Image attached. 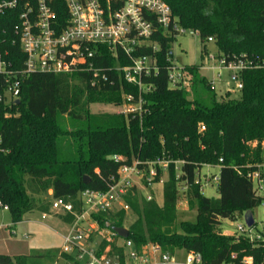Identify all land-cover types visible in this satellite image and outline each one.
<instances>
[{"label": "trees", "instance_id": "trees-1", "mask_svg": "<svg viewBox=\"0 0 264 264\" xmlns=\"http://www.w3.org/2000/svg\"><path fill=\"white\" fill-rule=\"evenodd\" d=\"M162 1L177 25L199 32L204 50L211 38L217 57L230 60L236 56L252 62L254 67L240 74L239 97L231 98L226 92L217 98L210 82L193 65L184 67L188 84L172 87L168 68L176 32L172 25L164 29L153 14L146 13L153 32L135 46L132 58L153 59L156 71L141 75L142 86L150 90L140 92V115L88 111L92 103L120 104L123 93H139L137 86L115 71L116 65H130L132 59L121 53L115 59L106 46L93 48L92 70L31 73L21 79L18 104L0 103V204L7 207L13 224L36 207L47 211L50 201L36 205L32 195L45 194L48 189L52 198H64L79 209L80 191H106L119 167L130 164L132 158L169 160L161 204L154 198H139L133 189V194L128 192L123 198L128 211L117 207L92 214L97 228L112 233L110 241L101 239L97 254L108 247V255L123 264L125 247L116 244L122 239L131 241L138 252L153 245L170 256L177 250L198 253L202 264H244L245 257H251V264H264V242H252L242 234L227 236L215 229L222 219L233 221L246 210L264 205V196L256 194L248 177L257 163H264L259 151L264 143V0ZM52 10L59 27L65 25L68 12L63 0H55ZM14 24L1 20L0 32L6 31L10 38ZM4 47L11 50L13 69H20L23 57L17 45L5 42ZM64 149L71 151L63 153ZM114 155L125 159L116 162ZM175 161L183 163L177 167ZM213 164L220 166L217 198L205 197L196 179L201 166ZM162 174L157 167L155 183ZM261 174L264 178V167ZM83 176L89 178L86 184ZM180 192L189 209L196 207L197 215L195 221H182L178 231ZM127 212L135 219L127 225L128 236L120 238L107 224L123 227ZM63 219L70 222L72 216L66 214ZM27 257L15 260L0 254V264H24Z\"/></svg>", "mask_w": 264, "mask_h": 264}, {"label": "built area", "instance_id": "built-area-1", "mask_svg": "<svg viewBox=\"0 0 264 264\" xmlns=\"http://www.w3.org/2000/svg\"><path fill=\"white\" fill-rule=\"evenodd\" d=\"M63 2L68 12V19L65 25L59 27L52 10L55 0H0V21H15L10 38L7 37L6 31L0 32V103L10 105L18 101L21 79L31 73L64 74L92 70V60L95 57L93 48L106 46L115 59L119 53L132 59L130 65H116L115 71L119 76H123L127 83L137 86L139 90L137 96L132 93L123 94V113L140 115L143 104L140 92L150 90L149 86H142L141 75L143 73L149 75L152 71H156L154 64L148 63L151 58L145 56L132 58L135 46L142 44L153 32V24L146 19L145 14H153L156 22L164 29L172 25L176 36L188 33L199 37L197 30L177 25L171 17L169 6L162 0H63ZM208 41L212 42V39L208 38ZM5 42L11 46L17 45L19 48V54L23 57L20 69H13L11 50L4 47ZM208 57L217 60L220 65L217 77L222 78L221 70H225L228 72L229 80L235 81L234 87L238 91L242 89L241 72L254 67L251 61L236 56L230 60L212 54ZM85 64L87 66L84 68ZM168 81L172 87L178 84L187 85L188 76L185 69L178 68L171 62L168 68ZM213 83L214 81L210 82L212 87ZM203 129L202 126L200 130ZM113 159L117 162L125 158L114 155ZM219 161L221 162L222 159ZM169 162L160 158L144 162L132 158L130 164L124 163L119 167L116 178L112 179L106 191L90 189L80 191L77 195L79 209H75L74 204L64 198H51V210L57 214L72 216L68 223L69 233L64 237L60 253L69 257L75 253L77 260L87 255L89 257L87 264H120L116 257H110L108 253L98 255L97 249L90 248L88 242L94 234L110 241V238H105L102 233L97 232L98 228L91 216L93 213L109 211L117 207L128 211L129 206L124 202V196L128 192L133 194L132 190L136 189L138 182L144 186V189H151L155 184L157 167L165 172ZM182 163V161L174 162L175 165ZM262 167L264 165L248 173V177L253 183L256 194L264 196ZM162 181L161 177L159 183ZM144 197L147 200L153 198L150 193H146ZM2 207L7 210L6 206ZM236 229L238 234L247 236L252 242H264V228L261 231H254V225L248 228L242 223L238 224ZM109 233L112 235L111 232ZM80 241H86L87 248L81 247ZM123 246L131 248L129 258L137 261L138 264H150L148 252L161 253L153 245L143 247L141 252H138L128 240L123 241ZM168 263L170 256L161 253L159 264ZM243 263L251 264V257H245ZM184 264H202L200 254L187 253Z\"/></svg>", "mask_w": 264, "mask_h": 264}, {"label": "rangeland", "instance_id": "rangeland-1", "mask_svg": "<svg viewBox=\"0 0 264 264\" xmlns=\"http://www.w3.org/2000/svg\"><path fill=\"white\" fill-rule=\"evenodd\" d=\"M172 64L178 68L185 66H197L199 72L209 82H213L214 91L217 98L224 97L226 92L231 98L239 97V91L235 89V81L229 80L228 72L221 70L222 78L217 77V70L220 65L217 60H211L208 55H216L217 47L213 42H205V50L197 35H189L188 33L178 34L171 44ZM149 65L154 64V60H149ZM124 94V93H123ZM121 96V99L123 97ZM90 114H124V103H92L88 106ZM65 126L71 130L69 119L64 117ZM256 143H252L251 147L256 148ZM63 148H67L66 144ZM70 148V147H69ZM63 153H70L71 150H61ZM260 156L264 155V143L261 144ZM71 155V154H70ZM121 156V155H119ZM258 166H263L264 163H257ZM179 167V164L176 165ZM252 165H246L251 167ZM219 165H203L197 171L196 179L201 185V193L205 197L217 198V180L219 176ZM166 171L162 174V180L166 179ZM138 180H136L137 183ZM181 187H184L183 185ZM135 193L143 197L146 193H150L158 204L162 203V182L155 183L151 189H144V186L138 182L135 187ZM137 191V192H136ZM52 190L48 189L45 194L32 195L36 205L39 201L49 203L51 200ZM177 218L176 227L180 230L182 221H195L197 210L196 207L189 209L185 196L180 192V198L177 203ZM47 212L40 211L36 208L26 213L23 216V221L18 224H13L8 210L0 206V254L8 255L11 258L28 256L24 259V264H87L89 257L84 255L81 259H75V253H72L73 260L65 258L64 254L60 253L63 246L64 237L69 233V225L61 218L65 215L57 214L53 210ZM253 218L255 221L254 231H261L264 228V205H260L253 209ZM62 216V217H61ZM135 219L131 212H127L125 216L124 226ZM244 223L243 215L238 216L235 220L222 219L221 224L216 226V231L227 236H238L239 232L236 229L238 224ZM98 233H102L105 238L112 239L110 231L107 229H97ZM102 237L100 235L93 236L88 242L90 248L96 250L99 247ZM116 244H121V241H116ZM79 245L87 248L86 241H80ZM109 249L105 248L103 254L108 253ZM131 248H125L123 264H138L137 261L129 258ZM55 254L59 257H54ZM61 255V256H60ZM170 256V255H169ZM161 253L155 254V260L159 263ZM187 253L184 250H177L173 256H170L168 264H184ZM16 260V258H15ZM70 260V261H69ZM154 261V260H153Z\"/></svg>", "mask_w": 264, "mask_h": 264}, {"label": "water", "instance_id": "water-1", "mask_svg": "<svg viewBox=\"0 0 264 264\" xmlns=\"http://www.w3.org/2000/svg\"><path fill=\"white\" fill-rule=\"evenodd\" d=\"M16 104L19 103V101L15 102ZM88 177L83 176L82 182L86 184L88 182ZM243 220L245 225L250 228L255 224L254 218H253V213L251 210H246L243 213ZM107 227H110V229L116 233L120 238H126L128 236V229L125 227H111L109 224H107Z\"/></svg>", "mask_w": 264, "mask_h": 264}, {"label": "crops", "instance_id": "crops-1", "mask_svg": "<svg viewBox=\"0 0 264 264\" xmlns=\"http://www.w3.org/2000/svg\"><path fill=\"white\" fill-rule=\"evenodd\" d=\"M50 208V207H49ZM50 210V209H49ZM48 211V210H47ZM47 211H45V212H47ZM62 217V216H61ZM63 221H65L64 219H63V217L61 218ZM23 221V220H22ZM21 221V222H22ZM66 222V221H65ZM20 223V222H19ZM67 224L69 223V222H66ZM18 224V223H17ZM93 236H96V234H94ZM92 236V237H93ZM91 237V238H92ZM118 241H121V244H117L118 246H122L123 245V240L122 239H117ZM116 240V241H117ZM124 253H125V248H124ZM155 254L156 253H150V252H148V258H149V262H150V264H159L156 260H155ZM154 260V261H153Z\"/></svg>", "mask_w": 264, "mask_h": 264}]
</instances>
